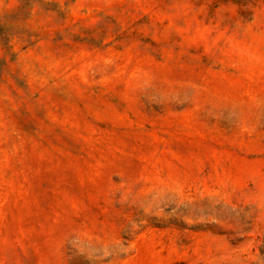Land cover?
Instances as JSON below:
<instances>
[{
  "label": "rangeland",
  "instance_id": "374dc122",
  "mask_svg": "<svg viewBox=\"0 0 264 264\" xmlns=\"http://www.w3.org/2000/svg\"><path fill=\"white\" fill-rule=\"evenodd\" d=\"M0 264H264V0H0Z\"/></svg>",
  "mask_w": 264,
  "mask_h": 264
}]
</instances>
